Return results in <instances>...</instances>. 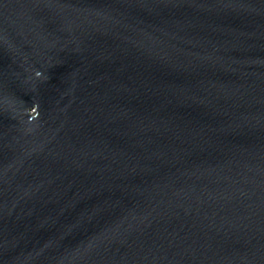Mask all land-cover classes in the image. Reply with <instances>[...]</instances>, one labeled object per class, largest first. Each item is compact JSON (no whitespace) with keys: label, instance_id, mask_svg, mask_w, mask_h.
Returning <instances> with one entry per match:
<instances>
[{"label":"water","instance_id":"water-1","mask_svg":"<svg viewBox=\"0 0 264 264\" xmlns=\"http://www.w3.org/2000/svg\"><path fill=\"white\" fill-rule=\"evenodd\" d=\"M0 264H264V0H0Z\"/></svg>","mask_w":264,"mask_h":264}]
</instances>
